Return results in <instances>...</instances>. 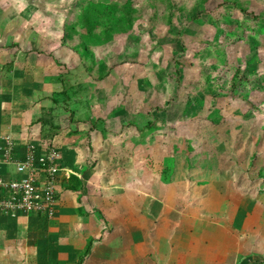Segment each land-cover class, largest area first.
<instances>
[{"label": "rangeland", "instance_id": "obj_1", "mask_svg": "<svg viewBox=\"0 0 264 264\" xmlns=\"http://www.w3.org/2000/svg\"><path fill=\"white\" fill-rule=\"evenodd\" d=\"M22 10L24 24L20 16L16 21L31 31L23 33L17 54L34 62L39 78L35 95H19L32 135L53 145L61 157L71 154L72 164L85 159L90 167L96 156L92 171L111 152L115 164L102 169L107 182L131 176L133 161L122 158L135 154L137 184H143V176L151 191L137 194L135 213L126 216L127 211L115 221L116 245L137 255L135 264H211L219 225L205 215L191 218L190 197L181 198L175 183L180 182L183 195L198 188L191 198L199 202L216 184L214 207L224 199L227 205L234 199L264 200L261 175H255L257 168L264 169V88L243 81L241 95L234 90L245 66L241 51L262 57L255 68L264 73V0L0 2L6 22ZM258 81L264 86V75ZM154 164L160 168L151 174ZM170 166L183 174L174 180ZM253 178L257 183L251 184ZM112 195V205L122 204L125 194ZM97 200L111 203L102 194ZM160 204L167 210L176 205L190 218L169 213L162 227L147 218L149 206ZM106 242L100 250L113 243ZM93 247L76 260H90Z\"/></svg>", "mask_w": 264, "mask_h": 264}, {"label": "crops", "instance_id": "obj_2", "mask_svg": "<svg viewBox=\"0 0 264 264\" xmlns=\"http://www.w3.org/2000/svg\"><path fill=\"white\" fill-rule=\"evenodd\" d=\"M0 2L3 3L4 0H0ZM19 13L15 14L14 19L7 22L6 19L2 20V18H8L7 16L1 15L2 18L0 17V135L12 134L17 141L25 143L32 139L29 137L33 132L25 124V115H22L23 101L19 95L29 96L33 93L35 95V91L38 90L39 78L36 70L37 66L34 62L29 59L23 61L17 54L23 46V41L21 42L23 33L27 34L31 31H23L24 26L22 24L18 25L16 21L18 16L21 17L24 24L23 10ZM39 39L31 42L32 45L36 43L34 48L39 44ZM22 69L24 71L30 70L31 74L22 72ZM26 112L29 113V111ZM32 137V141L42 142L40 137L33 135ZM134 157L135 154L130 156V153H128L122 158V161L130 159L129 162L133 161L134 168L131 176L126 175L127 177L122 181H115L110 177L109 182L105 179L107 178V172L103 176L102 169L105 166L109 167L115 164L111 152L108 151L106 158L103 154V159L97 163L98 165L96 164L93 171L89 169L88 161L85 159L79 162L74 161L72 164L74 157L71 154L60 157V164L72 166L78 163L82 178L65 173L59 174L55 204L56 213L52 218L22 213L0 214V264H75L76 257L86 253L88 248L93 246L95 248L93 247L92 253L89 254L91 259L85 260L84 264H116L114 262L115 258H124L123 264H135L133 258L137 255L133 252L129 254L128 251L130 250L128 249L120 250V246L115 243L116 236L113 237L118 227L115 221L120 217H124L127 211L126 216L131 214L132 211L135 213L137 207L135 204L136 195H143V193L151 191L150 185L145 184L143 176H141L143 184H137ZM180 159L179 157L175 158L177 165L182 163ZM166 161L167 158H163V162ZM159 168V165L154 164L150 169L151 174ZM262 168H257L256 170H259V173L255 175L257 177L261 175L258 178L262 179L261 186L264 187V169ZM170 171H172L174 180L183 174V171L174 169L172 166H170ZM206 172L204 171L203 174ZM75 179L79 181L78 187L74 184ZM254 182L257 183V179L253 178L251 184ZM179 183L177 181L175 186H177V190L179 189L181 198L190 197L186 202V208L188 207L189 213L192 214L191 218L197 219L196 216L205 215L213 222V225H219L216 228L219 233L215 240L218 243L215 244V249L210 255L211 264H264V200L253 199L249 201L246 198L238 202L234 199L233 202L229 201L230 203L227 205V201L224 199L214 207L211 204L215 199L216 184L208 186L206 196L202 202H199V200L194 201L191 198V193L194 196L198 188L183 195ZM118 190L120 193L125 194L124 197L120 198L122 204L112 205V193ZM255 190L262 192L261 188ZM100 194L105 195L111 203L106 205L99 203L97 199ZM157 202L163 203L158 200ZM221 205L224 206V209ZM109 206L111 211L107 210ZM167 208L169 210L162 207L161 204L154 208L149 206L151 211L149 209L148 211H150L151 216L147 218L152 219L158 225L161 224L162 227L167 226V218L170 214H172V218H190V216H184L176 205H174V208L171 206ZM153 209L155 211H152ZM106 219L110 223H107ZM207 225L210 226L211 224L207 223ZM122 228L124 227L121 224L119 229ZM160 228L158 227L159 231L163 229ZM105 231L106 233L103 235ZM145 231L151 234V229ZM196 234L199 236L201 234L200 230ZM156 235L158 236L157 233ZM164 237L166 235L162 234V238ZM124 239L126 240V236ZM120 240L121 238H118L116 241ZM105 241H112L113 243L100 250L99 245ZM119 251L127 252L117 256L116 253ZM175 251L184 253L183 249ZM185 253L188 252L185 251Z\"/></svg>", "mask_w": 264, "mask_h": 264}, {"label": "built area", "instance_id": "obj_3", "mask_svg": "<svg viewBox=\"0 0 264 264\" xmlns=\"http://www.w3.org/2000/svg\"><path fill=\"white\" fill-rule=\"evenodd\" d=\"M60 157L49 142L20 143L12 134L0 135V214L55 216L59 174L82 178L75 165L60 164Z\"/></svg>", "mask_w": 264, "mask_h": 264}, {"label": "trees", "instance_id": "obj_4", "mask_svg": "<svg viewBox=\"0 0 264 264\" xmlns=\"http://www.w3.org/2000/svg\"><path fill=\"white\" fill-rule=\"evenodd\" d=\"M245 29L246 28H240L241 34H243V32H246ZM245 38L246 37H244V35L243 36L240 35V37H239V39H241V40H246ZM237 42H239V41H237ZM237 46L238 45L235 44V48ZM239 55H241V59L245 63V66H244V71H243L242 77L239 78L236 82H234L235 83L234 90L235 91L239 90V92L236 95H241V90H240L241 87L240 86H242V82L243 81L249 83V85H251V87L254 88V89L261 90L262 88H264V86H260L259 85L260 81H258V78L262 79L264 73L258 72L257 68H255L256 63H259L260 60H262V57L257 56L255 58L256 54L251 53L249 50L247 51V49H245V51H241V53ZM100 65H103V64H100ZM98 70L101 71V67L98 68ZM255 80L257 81V83L255 82ZM79 87L81 89L84 88L83 84H81ZM78 120H79V118H78ZM88 162H90V161H88ZM96 162H97V158H96V156H93L92 165L89 167V169H92L93 168V164H95ZM74 184H75L76 187H78L79 181L75 179ZM81 262H83L81 259L80 260H76L75 264H81Z\"/></svg>", "mask_w": 264, "mask_h": 264}]
</instances>
